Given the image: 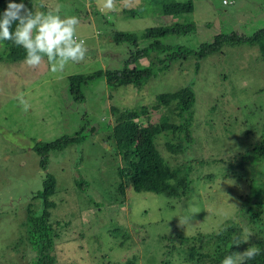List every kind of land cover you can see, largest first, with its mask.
Segmentation results:
<instances>
[{"label": "rangeland", "instance_id": "rangeland-1", "mask_svg": "<svg viewBox=\"0 0 264 264\" xmlns=\"http://www.w3.org/2000/svg\"><path fill=\"white\" fill-rule=\"evenodd\" d=\"M223 1L192 0L193 11L182 20L190 19L194 31L163 40L197 49L218 33L250 35L264 27V0ZM145 3L148 0H116L119 11L102 12L98 0H36V12L60 6L62 18H79L76 36L88 49L84 61L69 62L63 72L52 73L46 57L35 69L23 59L0 60V264H30L33 258L26 241V210L29 203L33 210L41 207L40 198L30 197L43 187L45 171L56 179L48 222L56 231L59 264H209L183 262V249L173 247L169 237L214 232L230 220H235L242 239L239 251L254 245L257 237L238 210L264 181V152L256 157L253 151L264 130V62L256 46L225 45L201 59L197 68L194 56L179 59L140 87L111 88L99 77L83 84V100L70 95L68 76L122 67L129 47L114 42L112 30L141 33L175 21ZM128 9L140 12L129 15ZM3 49L0 43V53ZM148 61L143 58L141 63ZM187 84L196 96L191 148L185 153L170 151L166 142L171 131L154 132V138L170 167L182 169L191 159V191L175 196L167 180L162 192H136L117 174L121 164L114 150L112 108L148 107L149 113L138 120L152 130L161 117L176 123L172 104L157 109L151 105L159 93L174 97ZM21 92L31 105L27 113L15 99ZM82 127L85 139L49 151L42 170L35 143L72 135ZM129 131L135 140L141 139L139 122ZM245 152L249 154L243 159Z\"/></svg>", "mask_w": 264, "mask_h": 264}, {"label": "trees", "instance_id": "trees-1", "mask_svg": "<svg viewBox=\"0 0 264 264\" xmlns=\"http://www.w3.org/2000/svg\"><path fill=\"white\" fill-rule=\"evenodd\" d=\"M9 0H0V13L7 7ZM20 3L21 0H15ZM34 13L36 12V0H22ZM152 5L159 14L174 19V22H162L159 25L145 28L141 33L112 30L111 38L116 43H127L128 55L124 59L122 67L116 69H98L90 74H73L67 77L70 95L76 101L84 98L82 86L87 81L104 77L108 86L121 85L142 86L151 77L163 70H167L172 62L179 59L187 60L190 56L196 59L195 66L199 61L213 52L220 51L225 45L247 44L256 46L260 57L264 62V27L257 29L250 35L237 31L218 33L208 42L201 43L197 49H188L180 44H170L163 40L168 35H186L194 31L195 24L190 19L182 20L185 15L193 11L192 0H148L145 6ZM138 9H128L130 15H137ZM152 13V12H151ZM15 28V25L13 26ZM0 60L14 62L25 57V51L21 47L14 46L11 41H4ZM143 58H149L147 64H142ZM196 101L195 92L191 84L183 86L177 95L172 97L163 92L156 96L152 108L157 109L161 105H173L172 110L178 118V122H169L167 118L161 117L155 123L153 130L148 125H142L138 119L149 113V108L140 105L133 109L118 110L115 112L113 138L115 141V152L120 159V168L117 174L127 178L131 187L136 192H162V183H167L175 189V196H185L191 191L192 170L186 159L183 168H172L159 152L155 144L154 132L171 131L173 135L166 142V147L174 153H185L194 142L192 135L193 106ZM135 122H139V133L141 139L135 140L129 128ZM85 127L79 129L72 135H62L51 141L37 142L34 150L40 155V167L46 170V155L49 151L61 150L71 144L81 143L85 139ZM253 151L259 157L264 152V130L260 140L255 144ZM245 152L243 159L248 157ZM194 160V159H192ZM182 171V172H181ZM182 173V174H181ZM43 187L31 194V199H41L39 210H33L32 204L27 205L28 236L27 244L34 253L30 264H59L55 253V229L48 222L49 209L54 205L50 200L55 192L56 179L52 173L45 171L43 176ZM78 188L85 190L82 181L76 180ZM120 182L118 188L123 190ZM55 206V205H54ZM243 223H245L257 237L255 247L260 253L254 259L247 260L245 264H264V181H260L253 192H249L238 210ZM238 227L235 220L225 223L220 229L209 233H198L192 236L176 234L170 236L169 240L173 247L178 245L182 250L183 262H200L207 260L209 264H220L222 258L243 247L242 239L237 233ZM163 238H166L163 236ZM135 258V257H134ZM130 263L133 261L130 260Z\"/></svg>", "mask_w": 264, "mask_h": 264}, {"label": "clouds", "instance_id": "clouds-1", "mask_svg": "<svg viewBox=\"0 0 264 264\" xmlns=\"http://www.w3.org/2000/svg\"><path fill=\"white\" fill-rule=\"evenodd\" d=\"M98 6L102 12L120 10L116 0H98ZM59 12L60 6L34 13L22 0L20 3L9 0L0 13V43L11 41L14 46L23 48V63L33 69L38 68L45 57L52 73L63 72L69 62L84 61L88 49L85 41L76 36L79 18L75 15L62 18ZM15 99L22 111L27 113L31 105L24 93H18ZM180 223L183 225L181 219ZM245 243H249V240ZM259 253V248L249 244L241 251L224 256L220 264H245Z\"/></svg>", "mask_w": 264, "mask_h": 264}, {"label": "built area", "instance_id": "built-area-1", "mask_svg": "<svg viewBox=\"0 0 264 264\" xmlns=\"http://www.w3.org/2000/svg\"><path fill=\"white\" fill-rule=\"evenodd\" d=\"M223 2H224V3H226V1H225V0H224Z\"/></svg>", "mask_w": 264, "mask_h": 264}]
</instances>
